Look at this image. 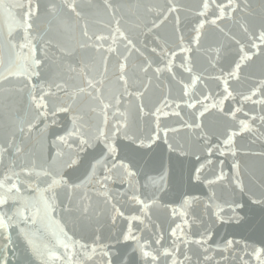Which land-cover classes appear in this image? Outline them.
<instances>
[{
  "label": "water",
  "instance_id": "1",
  "mask_svg": "<svg viewBox=\"0 0 264 264\" xmlns=\"http://www.w3.org/2000/svg\"><path fill=\"white\" fill-rule=\"evenodd\" d=\"M31 2L34 10L38 5V15L32 18L29 35L37 48L36 58L41 61L35 68L30 62L26 64L29 73H38L31 80L26 75L9 74L29 54L28 48H20L24 30L19 23L29 0H3L4 7H0V146L6 149L0 156V180L8 176L20 188L17 199L0 206V211L11 216L20 209L29 217L17 218L7 231L0 229V260L6 259L8 264H43L28 243L30 238L45 256L47 249L57 252L61 259L55 264H108L109 259L111 264H153L151 257L142 256L136 241L123 239L131 224L140 243L147 241L145 250L157 257L156 264H172V256L164 254L165 248L170 252L178 248L177 259L185 264H257L251 252L253 246L264 247V206L254 203L264 197V121L260 120L264 105L253 100L264 99V90L252 100L245 101L243 96L264 81V45L259 49L251 47L253 43L260 44L253 37L259 35L264 24V0H235L237 7L229 9L216 24L211 23L219 15L215 4L205 15H199L204 11L203 0H108L112 8L106 6L105 0H74L75 12L67 8L64 0ZM227 2L216 0L217 4ZM18 4L24 7L17 8ZM169 6L176 10L168 12ZM201 20L205 24L197 45L195 29ZM117 21L135 48L125 47L127 41L115 31ZM153 21L158 27H152ZM85 26L91 40L82 35ZM98 35L106 39L95 41ZM97 43L102 48L97 49ZM241 45L250 59L240 60L244 54ZM110 47L114 49L111 52ZM181 47L191 51H181ZM171 52L176 55L171 56ZM169 60L171 72L166 67ZM236 62L241 64L237 76L228 77ZM120 63L125 64L127 92L119 80ZM158 67L162 69L159 73L155 71ZM189 67L191 72L186 70ZM193 76L199 77L195 85ZM89 79L93 86L88 85ZM224 79L228 80L232 96L224 100L223 111L209 107L200 116L205 104L211 105L226 95ZM183 84L189 85L187 96ZM41 96L44 106L38 109L36 102ZM204 96L210 99L204 101ZM165 97L173 103L164 109L169 115L160 116L159 139L150 143L149 137L156 132L152 113ZM101 100L112 105L106 126ZM196 100L202 102L195 108L187 106ZM60 108L69 111H59ZM236 108L241 111L235 118L228 115ZM177 111L179 116L172 114ZM117 120L126 122L127 127L111 137ZM241 121L249 127L242 130ZM29 123L34 125L31 130ZM188 124L200 127L189 128ZM98 127L105 129L109 141L96 139ZM77 129L90 140L88 145H80L79 135H67ZM232 132L236 133L232 144L224 145ZM60 136L66 142L57 140ZM108 142L117 146L114 157L107 155ZM168 144L175 150H170ZM16 147L21 149L19 153ZM209 147L213 149L211 153L207 151ZM219 149H224L223 154ZM57 151L64 156L53 159ZM69 155L82 161L75 170L63 168V160ZM102 156L106 159L90 175L91 165ZM120 161L129 165L135 173L133 177L119 167ZM237 162L238 177L232 167ZM33 163L36 171L43 165L50 171H61L70 183L81 185L72 190L57 187L54 203L52 192H44L52 210L46 216L41 212L34 223L33 213L36 208L42 209L37 188H46L50 179L23 171L32 168ZM114 163L118 165L115 169ZM201 164L204 167L196 180L195 169ZM105 165L112 171L106 173ZM161 165L167 173L163 184ZM13 172L19 175L12 176ZM221 172L224 178L216 180ZM105 175L112 178L103 188L97 180ZM237 178L243 190L237 186ZM104 191L108 197L102 195ZM134 195L149 203L146 212L131 199ZM153 200L155 203H151ZM115 209L124 215H118ZM133 216L140 219L130 220ZM177 224L181 229L173 237L171 231ZM206 233L211 234L206 243H194ZM227 240L234 241L231 247H225ZM64 244L69 247L65 249ZM185 256L189 259L185 260Z\"/></svg>",
  "mask_w": 264,
  "mask_h": 264
},
{
  "label": "snow or ice",
  "instance_id": "2",
  "mask_svg": "<svg viewBox=\"0 0 264 264\" xmlns=\"http://www.w3.org/2000/svg\"><path fill=\"white\" fill-rule=\"evenodd\" d=\"M64 3L66 4L67 8H69L71 11H73V12L76 11V6H75L74 0H64ZM105 3H106V6L108 8H112V5L110 3H108V0H105ZM213 4H215V7L218 10L219 15L215 19H213L211 21L212 24H216L217 19H220V18L224 17L227 14L229 9H233L234 10L237 7V5L235 4V0H228L227 4H217L216 0H203L202 8H203L204 11H201L199 13V15H201V16L205 15L206 10H208L210 8V6L213 5ZM0 7H4L3 0H0ZM16 7L17 8H23L24 5L18 4V5H16ZM175 10L176 9H175L174 6H169L167 8L168 12H172V11H175ZM149 11H153V9L150 8ZM163 13H164V10L160 9L159 10V14L163 15ZM35 15H38V5H37L36 9L34 10L32 2H31V0H29L28 6H27V11L24 13L23 20L19 22L20 25L23 27V30H24V36H23L24 43L20 44V48H22V49L23 48H28L29 49V54L25 55V56H23L21 58V63L18 66H16V71H10L9 72L10 75H26L29 80H31L32 76L38 75V73L35 72V71H32L31 73H29L28 70H27L26 64L30 62V64L32 65L33 68H35L36 66H39L41 64V61L36 58V50H37L36 45L32 43V39L33 38L30 37V35H29V31L32 29V26H33L31 21H32V18ZM77 15H79V13H77ZM116 23H117V27H116L115 31L117 33H119L120 37H122L124 40L127 41V44L125 45V47L129 48V49L135 48V44L133 43L132 39H129L125 35V33L120 30L119 21H117ZM204 24H205V21L201 20L200 23L197 25V27L195 29L196 35L194 37V42L197 45L199 44V39H200V29H202L204 27ZM152 27L153 28L158 27V25H157V23L155 21H153ZM150 30L151 29H149V31ZM244 30H245V32L248 31L247 28H245ZM9 34L11 35V29L9 30ZM82 35H83V37H85V38H87L89 40L92 39V37L89 36V33H88V30H87L86 26H85V28H84V30L82 32ZM253 38L254 39H258L259 42H260L259 45L253 43L251 45V47L253 49H259L260 45H264V24L261 25V30L259 32V35L258 36H254ZM105 39L106 38L104 36H99V35L95 36V41H104ZM115 39H116V37L113 36L112 37L113 42H115ZM180 40H181V44H182L183 43V37H181ZM237 43H239V42H237ZM94 46L97 49H99V48H102L103 45L101 43H97ZM113 50L114 49H112L111 47L108 49L109 52H111ZM240 50H241V52H244V46L243 45H241ZM137 51H138V49H137ZM153 51H155V49H153ZM181 51L188 52V51H191V49L189 47H181ZM217 53L219 54V50H217ZM170 55L174 57L176 55V53L175 52H171ZM125 59H126V57H125ZM246 59H250V56H249V54L247 52H244V54L240 57V60L243 61V60H246ZM166 67H167V70L169 72L172 71V61L171 60H169L167 62ZM181 67H184V65H181ZM240 67H241L240 62H236L234 69L231 72L227 73V76L228 77H236ZM119 69H120V73H121L120 76H119V80L124 83L125 92H127V87L126 86H127L128 81H127L126 76L124 74L125 73V64L124 63H120ZM71 70H74V69H71ZM144 70L147 71V68H145ZM186 70L188 72L192 71V69L190 67L187 68ZM155 71L157 73H159V72L162 71V69L158 67V68L155 69ZM2 78L3 77H0V79H2ZM198 79H199V77L193 76L192 77V84L195 85V83L197 82ZM223 82H224V92L226 93L224 98L219 100V101H217V102H215V103H213V104H211V105L205 104L204 105V111L199 113L200 116H203L204 112H206L209 107H211V108H220V110L223 111L224 100L227 99L228 97L232 96V92L229 91V88H228V80L224 79ZM87 83H88L89 86H93V81L91 79H89L87 81ZM181 83H183V82H181ZM32 87L35 88V85H32ZM59 87H60V85H57V88H59ZM183 88H184V95L187 96L188 95V90H189V85L188 84H183ZM261 90H264V81L260 82V87L259 88H254V89L251 90L250 94L244 95L243 96V100H245V101L252 100V98L254 96H256L257 93L259 91H261ZM80 91H83V89H80ZM129 95H131V93H129ZM136 95L139 96V97H142V93L137 92ZM202 99L204 101H207L208 99H210V97L209 96H204ZM33 100L35 101L36 98L33 97ZM43 100H44V97L41 96L40 100L38 102H36V107L38 109L41 108L42 106H44L43 105ZM201 102H202L201 100H196V101H193L191 103H188L187 106L189 108H195L196 105L200 104ZM100 103L102 104L101 113L103 115V123L106 126L108 124V109L110 107H112V105H110L108 103H104L103 100H101ZM119 103H120L119 98H116V104L119 105ZM171 103H173V102H170L168 100V98L165 97V99L161 102L160 106L156 107L155 108V112L152 113V115H154L155 118H156V132L152 136L149 137V142L150 143H154L157 139H159V135H158L159 130H160L159 119H160L161 115L162 116H168L169 115V113L167 111H164V109L169 107ZM253 103H259L261 105H264V99H261L259 101L253 100ZM176 107L179 108L180 105L177 103ZM59 111L67 112V111H69V108H60ZM117 111H119L118 108H117ZM239 111H241V109L240 108H236L234 111H231L230 113H228V115H231L233 118H235L236 113L239 112ZM140 112L141 113L144 112L143 104L140 105ZM172 114L176 115V116L180 115V113L178 111L177 112H173ZM120 115L124 116L125 114L124 113H120ZM260 120L264 121V116H261ZM240 123H241V126H242V130L249 127L248 124L246 122H244V121H241ZM33 126L34 125L31 124V123L28 124V128L30 130L33 128ZM126 127H127L126 122L121 121V120H117L115 125H114V130L111 131V137L117 136L119 133H121V130L126 128ZM187 127H189V128H191V127L199 128L200 125L199 124H188ZM21 131H23V129H21ZM164 132H165V136H167L168 129L165 128ZM67 135H79L80 136V145H82V146L83 145H88L90 143V140L85 138V136L83 134H81L78 129L76 131L67 133ZM235 135H236V133L232 132L230 135L227 136V139H225L223 141V144L224 145H231L233 137ZM96 139H104L105 141H109L110 137L106 133L104 128L98 127L97 128ZM57 140L66 142L64 136L57 137ZM165 142L167 143V140ZM140 143H141V145H143L144 144V140L141 139ZM105 147L107 149V155L114 157L116 152H117V146L115 145V143L108 142V143H106ZM168 148L170 150H173V151L175 150V149H173V146L171 144H168ZM15 150H16L17 153H19L21 151V149L19 147H16ZM83 150H84L83 147H81L80 151H83ZM212 150H213L212 147H209L207 149V151L209 153H211ZM219 150H220L221 154H223L224 149H219ZM5 151H6V149L3 146H0V156H2ZM184 154L185 153H183V152L180 153V155H184ZM233 154H235V153H233ZM261 155H264V153H262ZM63 156H64L63 153L57 151L56 157H54L53 159H57V158H60V157H63ZM105 159H106V156H102L100 160H98L96 163L91 165V167L93 169V172L90 173V175H94V172H95V169L97 167V164L102 163V161H104ZM197 159H199V157H197ZM80 163H82V161L78 160V158H75L73 155H69L66 159L63 160V168L70 169V170H75V166H78ZM207 163L210 164L211 161H208ZM117 166L118 165L114 163L112 165V168L115 169ZM36 167L37 166L35 165V163H33V167L32 168H24L23 171L26 172L29 176H31L33 174V172H35V175L37 177H45V178L50 179V183H48L47 187L44 188V189L37 188V191L40 193V201L42 203V209L41 208H36V212L33 213L32 217H31V220H32L33 223L35 222L36 216L41 214V212H43V214L46 216L52 210V203H49V198H46L43 195L44 192H52L51 200L54 203L55 202V198H56L55 189L57 187L64 186L66 189L72 190V189L79 188L81 186L79 184L70 183L69 179H66L65 174H62L61 171L53 172V171H50L48 168L44 167L43 165L39 166L40 167V171H36ZM119 167L125 170V172H126L128 177H133L135 175V173L131 171L129 165L125 164L123 161L119 162ZM203 167H204V165L201 164L199 167H197L195 169V174H196L195 175V179L196 180L200 179V172H201V169ZM232 167L237 170V177H238L239 176V163L238 162L234 163L232 165ZM104 170H105L106 173H109V172L112 171V169L107 168L106 165L104 167ZM161 171H162V175H161L160 181H161V184H163L164 181H165V177L167 175V173L163 169V165H161ZM18 175H19L18 173H15V172L12 173V176H18ZM111 178L112 177L110 175L102 176V177H100L97 180V183L101 187L106 188V182L108 180H110ZM223 178H224V174H223V172H221V174L216 177V180H222ZM213 182L214 181H208L209 184H211ZM236 184L241 190H243V184L238 178L236 179ZM19 192H20V188L18 187V184L16 182H10V178L8 176H5V178L3 180H0V206L7 205L9 200H13V201L16 200L17 199V195L16 194H18ZM102 195H104L105 197H108L107 191H104L102 193ZM109 199H110V197H109ZM131 199H133L137 203L141 204L143 206V211L146 212L147 209L149 208V203H146L144 200H141L139 196H135L134 195V196L131 197ZM151 203H155V201L153 200V201H151ZM254 203L264 206V197H262L259 200H255ZM84 211L87 212V207L86 206L84 207ZM115 211L120 216L124 215V213L121 212L119 209H115ZM175 214H176L175 210H173V215H175ZM181 215H184V213H181ZM17 218H23L24 220H28L29 219V217L25 216L24 212L22 210H20V209H17L13 213V215H11V216H9L8 213L5 212V211H0V229H4L5 231H7L9 226L12 223H14ZM138 219H140V217H137V216L130 217V220H138ZM184 223L187 224L188 221L185 220ZM179 229H181V225L177 224L176 227L172 229L171 235L173 237H176L177 236V230H179ZM20 231L22 233L25 232V230L23 228ZM61 231H63V229H61ZM25 235L27 237L28 234L25 233ZM210 235H211L210 233L203 234L201 236V238L199 240H195L194 243L203 245L204 243L207 242L208 239H210ZM9 239H10V237H9ZM123 239L125 241H128V240L136 241L137 247L139 248L142 256L151 257V259L153 261V264H156L157 257L155 255H153L152 252L145 250V246L147 244V241H145L144 244L140 243V238L135 236V235H133V230H132L131 224H129L127 233H125L123 235ZM28 243L30 245H32L33 252L36 253L37 256H39V258L43 261V264H55L56 260L61 259V257L57 254V252L52 250V249H47V255L45 256L44 253L40 252V250L37 248V246L35 244H33V241L30 238L28 239ZM61 243H63V242L61 241ZM156 243H160V240H157ZM184 243H187V241H184ZM233 243H234L233 240H227L226 243H225V247L226 248L231 247L233 245ZM262 243H264V241H262ZM64 247H65V249H67L69 247V245L68 244H64ZM81 247H87V246L86 245H81ZM92 251L94 253L96 251V248L93 247ZM178 251H179V249L177 248L176 252H178ZM205 251H208V249H205ZM176 252H170L169 249H167V248L164 249V254L166 256H172V264H185V261L177 259ZM103 254L105 256H108L107 252H104ZM251 256H253L255 258L257 264H264V247H255V246H253V249H252V252H251ZM188 259H189V257L185 256V260H188ZM0 264H8V262H7L6 259H4V260H0ZM108 264H111V259L108 260ZM246 264H247V262H246Z\"/></svg>",
  "mask_w": 264,
  "mask_h": 264
}]
</instances>
